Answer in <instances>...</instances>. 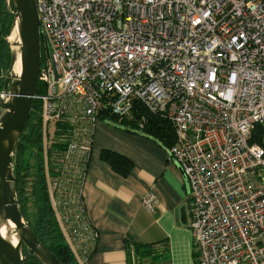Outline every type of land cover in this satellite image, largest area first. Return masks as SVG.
I'll use <instances>...</instances> for the list:
<instances>
[{"label":"built area","instance_id":"1","mask_svg":"<svg viewBox=\"0 0 264 264\" xmlns=\"http://www.w3.org/2000/svg\"><path fill=\"white\" fill-rule=\"evenodd\" d=\"M36 3L48 194L80 264L101 239L84 195L97 125L136 103L174 128L199 264H264V145L252 141L264 124V0ZM157 203L152 190L142 200L152 214Z\"/></svg>","mask_w":264,"mask_h":264},{"label":"crops","instance_id":"2","mask_svg":"<svg viewBox=\"0 0 264 264\" xmlns=\"http://www.w3.org/2000/svg\"><path fill=\"white\" fill-rule=\"evenodd\" d=\"M165 143L106 121L98 123L84 195L87 213L99 228L101 239L85 264H128V238L157 245L166 242V264H196L189 257L193 245L190 184ZM104 150L129 158L133 163L130 172L124 175L113 168L102 158ZM150 190L158 198L153 214L142 205Z\"/></svg>","mask_w":264,"mask_h":264},{"label":"trees","instance_id":"3","mask_svg":"<svg viewBox=\"0 0 264 264\" xmlns=\"http://www.w3.org/2000/svg\"><path fill=\"white\" fill-rule=\"evenodd\" d=\"M5 1L0 0V75L2 71L7 72L9 69L12 53V45L8 37L13 31L14 14L8 10ZM1 88H4L3 81H0ZM42 91L43 87L39 84L37 94ZM42 111V102L36 98L14 156V175L16 177L18 204L24 218L28 221L39 240L59 260L65 264H80L63 232L49 199L46 159L43 149L45 128ZM139 121L143 122L142 125H140ZM106 122L120 129L152 138L160 143L166 142L165 144L170 148L176 143L172 124L166 118L149 114L140 103H136L130 117L119 118L111 115ZM252 141H257L264 145V124H258L255 127ZM102 158L124 175L128 174L133 167V163L129 158L114 151L104 150ZM160 244L162 245V250L158 252L156 249L157 244L139 243L128 238V264L168 263V245L166 242ZM25 254L30 264H43L34 257L29 256L27 251Z\"/></svg>","mask_w":264,"mask_h":264},{"label":"water","instance_id":"4","mask_svg":"<svg viewBox=\"0 0 264 264\" xmlns=\"http://www.w3.org/2000/svg\"><path fill=\"white\" fill-rule=\"evenodd\" d=\"M13 31L19 39L12 46L0 103V264H30L25 252L43 264H65L45 245L24 218L18 204L14 156L33 109L43 62L44 29L36 0H12ZM44 37L48 41L44 32ZM49 44V41H48ZM12 45V43H11ZM20 61V70H16ZM54 63V62H53ZM55 77L58 78L55 64ZM186 218L185 208L182 210ZM10 236L3 234L4 226ZM14 236V238H13Z\"/></svg>","mask_w":264,"mask_h":264},{"label":"bare ground","instance_id":"5","mask_svg":"<svg viewBox=\"0 0 264 264\" xmlns=\"http://www.w3.org/2000/svg\"><path fill=\"white\" fill-rule=\"evenodd\" d=\"M9 39L11 41H13V42L14 41H17L19 39L18 34H17V29L14 32L11 33V35L9 36ZM20 67H21L20 66V61H18L17 62V65H16V70L19 71L20 70ZM12 227H14V224H12V223L10 224V227L4 226L3 229H2L3 234L6 235V236H8V237H11L10 236V229ZM13 238H14V236H13Z\"/></svg>","mask_w":264,"mask_h":264},{"label":"rangeland","instance_id":"6","mask_svg":"<svg viewBox=\"0 0 264 264\" xmlns=\"http://www.w3.org/2000/svg\"><path fill=\"white\" fill-rule=\"evenodd\" d=\"M8 40L10 41V43H12L13 48H16L15 43H14L13 41H11L9 38H8ZM43 54H44V50H43ZM138 124H139V123H138ZM43 144H44V141H43ZM156 249H157L158 252H161V250H162V245H161V244H158V245L156 246ZM194 252H195V250H194V246L192 245V248H191V250H190V252H189V255H190L189 257L193 259V263L199 264V262L197 261L196 256L194 255ZM160 264H166V263H165V262H162V263H160Z\"/></svg>","mask_w":264,"mask_h":264}]
</instances>
